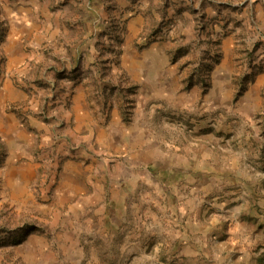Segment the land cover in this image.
<instances>
[{
	"label": "rangeland",
	"instance_id": "rangeland-1",
	"mask_svg": "<svg viewBox=\"0 0 264 264\" xmlns=\"http://www.w3.org/2000/svg\"><path fill=\"white\" fill-rule=\"evenodd\" d=\"M0 264H264V0H0Z\"/></svg>",
	"mask_w": 264,
	"mask_h": 264
}]
</instances>
